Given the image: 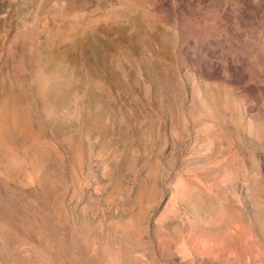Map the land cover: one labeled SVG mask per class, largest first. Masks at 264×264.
<instances>
[{
	"label": "rangeland",
	"instance_id": "374dc122",
	"mask_svg": "<svg viewBox=\"0 0 264 264\" xmlns=\"http://www.w3.org/2000/svg\"><path fill=\"white\" fill-rule=\"evenodd\" d=\"M0 264H264V0H0Z\"/></svg>",
	"mask_w": 264,
	"mask_h": 264
}]
</instances>
